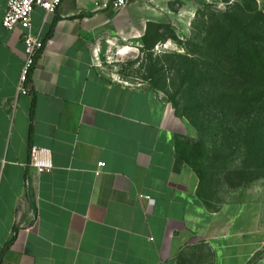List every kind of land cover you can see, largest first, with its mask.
<instances>
[{"label":"crops","instance_id":"0c3cea01","mask_svg":"<svg viewBox=\"0 0 264 264\" xmlns=\"http://www.w3.org/2000/svg\"><path fill=\"white\" fill-rule=\"evenodd\" d=\"M7 2L0 0V264H249L264 245V203L208 204L182 155L188 120L157 89L110 78L96 64L109 44L141 46L154 27L174 28L173 1L36 7L31 32L44 47L26 94L18 90L23 30L3 26ZM34 145L51 150V171L31 165Z\"/></svg>","mask_w":264,"mask_h":264},{"label":"rangeland","instance_id":"374dc122","mask_svg":"<svg viewBox=\"0 0 264 264\" xmlns=\"http://www.w3.org/2000/svg\"><path fill=\"white\" fill-rule=\"evenodd\" d=\"M172 1L175 29L154 27L141 46L109 44L96 55V64L110 78L157 89L188 120L182 155L197 172L208 204L249 198L264 203V109L244 110L240 84L205 70L196 53L206 45L200 25L243 0ZM256 5L264 11V0ZM194 61L198 81L191 82L185 66ZM249 264H264V245Z\"/></svg>","mask_w":264,"mask_h":264},{"label":"trees","instance_id":"16d2710c","mask_svg":"<svg viewBox=\"0 0 264 264\" xmlns=\"http://www.w3.org/2000/svg\"><path fill=\"white\" fill-rule=\"evenodd\" d=\"M247 1H237L234 5H230L226 12L218 15V19H214V16L200 25L198 33L199 35L205 33L201 42L204 41L206 45L199 47L196 53L200 65L205 70H211L215 74H225L228 81L240 84L242 92L238 102L244 110L262 111L264 109V11L258 9L256 0H253L251 5L247 4ZM164 26L169 25L157 27ZM197 67L195 61L192 65L185 66L186 75H189L191 82L198 81Z\"/></svg>","mask_w":264,"mask_h":264},{"label":"built area","instance_id":"2783aa9c","mask_svg":"<svg viewBox=\"0 0 264 264\" xmlns=\"http://www.w3.org/2000/svg\"><path fill=\"white\" fill-rule=\"evenodd\" d=\"M131 1L133 0H113L112 4L116 9H121ZM61 3L62 0H8L7 2L3 26L8 30L21 28L23 41L26 45V54L18 84V90L22 93L29 92L27 84L35 65L36 56L44 47V43L31 32L32 14L36 7H42L46 11H54ZM30 162L38 173L49 172L54 167L51 150L41 146L34 145L30 148ZM104 165V162H100L99 169ZM140 198L148 200L149 204L155 203L152 196L141 194Z\"/></svg>","mask_w":264,"mask_h":264}]
</instances>
